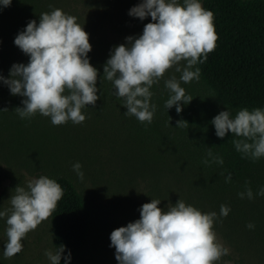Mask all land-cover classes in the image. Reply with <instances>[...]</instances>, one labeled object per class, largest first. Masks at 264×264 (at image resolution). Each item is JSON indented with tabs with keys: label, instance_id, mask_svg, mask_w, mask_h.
<instances>
[{
	"label": "clouds",
	"instance_id": "clouds-1",
	"mask_svg": "<svg viewBox=\"0 0 264 264\" xmlns=\"http://www.w3.org/2000/svg\"><path fill=\"white\" fill-rule=\"evenodd\" d=\"M12 0H0V10L9 7ZM129 15L151 21L144 25L142 35L128 36L126 44L115 46L103 67V77L112 82L115 95L123 100L125 115L134 116L142 124H151L156 105L151 103V88L174 69L181 73L180 79L173 75L165 80L169 98L164 107L173 106L179 114L181 102L189 104L193 97L186 94L183 83L199 82L198 63L207 61L208 55L217 47L219 39L214 25V13L206 10L200 0H141L130 9ZM15 45L30 57L27 65L13 64L10 78L3 81L14 96L24 97L23 107L15 112L21 119H31L40 114L50 117L54 126L69 121L82 124L86 120L83 109L95 106L98 70L90 63L88 53L92 50L89 34L77 22V17L56 8L41 13L39 24L30 21L20 32ZM194 69V70H193ZM8 109H0V112ZM211 123L217 137L223 139L229 132L239 139L232 143L242 158L253 162L264 158V109L251 111L243 108L233 118L228 110L221 111ZM186 121H177V127H187ZM203 163L223 165L224 160L214 155L211 148ZM82 165L77 162L73 171L84 180ZM223 175V173H222ZM231 181V174L225 182ZM249 182L241 199H254ZM11 195L10 208L0 211V219H6L7 242L3 249L5 258H12L23 251V240L42 222L53 217L64 189L47 176L29 180L26 188L17 186ZM264 196V187L255 194ZM161 200L152 199L140 208V218L127 226L118 227L110 234L111 247L115 248L118 264H217L229 254L218 239L215 223L216 212L203 213L179 199L167 210ZM230 208L220 206V217H227ZM249 229L255 226L247 225ZM65 246L48 250L45 255L50 264H60ZM69 264L71 253L64 257Z\"/></svg>",
	"mask_w": 264,
	"mask_h": 264
},
{
	"label": "rangeland",
	"instance_id": "rangeland-1",
	"mask_svg": "<svg viewBox=\"0 0 264 264\" xmlns=\"http://www.w3.org/2000/svg\"><path fill=\"white\" fill-rule=\"evenodd\" d=\"M42 1L47 12L59 8L76 16L89 34L92 50L104 59L115 46L126 44L128 36L142 35L144 25L152 22L150 16L140 20L129 15L141 0ZM7 33L8 26L0 15V56L6 50ZM173 75L179 80L181 73L172 69L158 84L165 86V80ZM181 86L186 94L201 88L195 80L187 84L181 81ZM120 123L122 127L124 121ZM29 128L39 136L45 130L52 134L39 140L42 146L33 147L32 154H18L17 148V152L9 153L5 146L6 140L13 141L15 127H0V141L6 139L0 142V211L10 208L9 199L18 185L26 188L29 180L40 176L69 177L94 210L90 234L78 255L79 264H118L115 248L110 246L111 232L138 220L141 206L152 199L161 200L158 207L165 211L170 203L175 205L181 199L203 213L216 212L215 232L229 249L217 264H264V206L213 193L200 168L175 149L139 136L120 138L106 122L87 115L82 124L69 121L61 126H54L50 117H42L35 129ZM77 162L82 165L83 181L73 171ZM221 205L230 208L227 217H220ZM6 219H0V261L50 264L45 252L57 247L52 218L29 232L23 251L10 259L3 256ZM249 223L255 227L249 229Z\"/></svg>",
	"mask_w": 264,
	"mask_h": 264
},
{
	"label": "trees",
	"instance_id": "trees-1",
	"mask_svg": "<svg viewBox=\"0 0 264 264\" xmlns=\"http://www.w3.org/2000/svg\"><path fill=\"white\" fill-rule=\"evenodd\" d=\"M202 1V6L214 13V25L219 39L207 61L195 66L200 68L201 88L197 93L188 94L193 97L189 104L184 105L181 102V113L176 112L175 106L168 110L164 107L170 93L165 86L155 84L151 88V103L157 107L152 123L142 124L134 116L125 115L127 109L123 106V100L115 95L112 82L103 77V67L107 59L93 50L88 53V57L100 75L97 81V95L100 99L94 107L89 105L82 111L90 119L106 122L120 138L132 140L139 136L180 152L200 168L213 193L264 206V196L255 195L264 187V158L255 162L242 158V154L236 151L232 143L233 139L239 137L229 132L221 139L217 137L211 123L221 111L228 110L234 118L243 108L250 111L254 108L264 109V0ZM46 10V4L42 0H12L9 7L0 10L9 30L6 50L0 56V75L5 79L10 78L13 64L27 65L30 59L15 45L16 36L30 21L35 20L38 25L40 14L47 12ZM23 99L24 97L12 95L9 87L0 81V109H8L0 112V127H15L16 134L13 141L5 139L9 153L17 148L18 154H32L33 147L42 146L39 140L52 134L45 130L39 136L29 128L31 126L35 129L44 116L37 114L31 119H21L17 115L15 109L23 107ZM109 115H113L112 118ZM113 117L119 120L115 121ZM122 120L123 128L120 127ZM180 120L186 121L188 126L177 127V121ZM209 148L214 155L223 158L222 166L203 163L205 159H211L207 157ZM229 173L231 181L225 182ZM52 179L64 189V196L58 202L52 217L56 246H65L60 264H65L64 257L69 252V264H79L78 255L90 234L94 210L69 177L58 174ZM246 182H249L248 186L253 191L252 200L246 197L241 199L238 195L245 191ZM0 264L5 263L0 261Z\"/></svg>",
	"mask_w": 264,
	"mask_h": 264
}]
</instances>
